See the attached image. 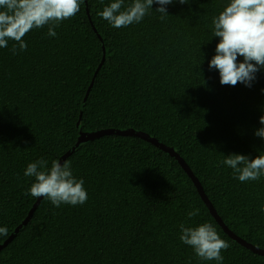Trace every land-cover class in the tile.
<instances>
[{
    "label": "trees",
    "instance_id": "1",
    "mask_svg": "<svg viewBox=\"0 0 264 264\" xmlns=\"http://www.w3.org/2000/svg\"><path fill=\"white\" fill-rule=\"evenodd\" d=\"M111 2L83 0L55 37L48 26L28 32L18 55L14 41L0 48V227L7 228L0 245L37 200L25 195L34 182L27 165L43 158L50 167L76 145L83 106V133L132 129L175 148L229 229L264 250V177L241 183L221 163L264 153L254 135L264 115V69L251 88L222 86L209 70L219 43L212 20L230 0H176L163 20L153 4L139 24L119 29L97 15ZM66 160L85 182L86 203L57 208L43 198L0 250V264H216L180 241L181 223L212 224L230 244L223 264H264L224 232L176 159L155 145L106 135ZM193 208L200 214L189 219Z\"/></svg>",
    "mask_w": 264,
    "mask_h": 264
},
{
    "label": "clouds",
    "instance_id": "2",
    "mask_svg": "<svg viewBox=\"0 0 264 264\" xmlns=\"http://www.w3.org/2000/svg\"><path fill=\"white\" fill-rule=\"evenodd\" d=\"M103 2V0H101ZM176 0H132L124 6L125 0H114L97 13L113 28L119 29L139 24L152 11L153 4L159 5L155 12L163 20L167 18L168 5ZM83 0H0V48L8 47L14 41L11 52L18 55L27 50L23 37L33 29L48 26L47 35L55 37V29L74 17ZM181 5L188 0H178ZM213 37L219 38L215 55L209 62V70H217L222 86H236L238 83L251 88L256 73L264 69V0H230L218 16L212 20ZM242 57V62H238ZM264 92V90H262ZM264 111V109H262ZM254 135L264 140V115L259 117ZM232 169L233 178L241 183L258 181L264 177V153L254 159L242 154H230L221 162ZM24 175L33 177L34 182L25 192L35 198L43 197L59 208L64 205H83L88 199L84 180L77 179L72 172L71 162L43 158L29 163ZM264 213V202L260 204ZM200 210L193 208L187 213L189 219L198 216ZM180 241L190 246L196 257L202 261H215L223 264L222 250L230 244L222 239L210 223L196 227L179 225ZM0 235H7V228L0 227Z\"/></svg>",
    "mask_w": 264,
    "mask_h": 264
},
{
    "label": "water",
    "instance_id": "3",
    "mask_svg": "<svg viewBox=\"0 0 264 264\" xmlns=\"http://www.w3.org/2000/svg\"><path fill=\"white\" fill-rule=\"evenodd\" d=\"M88 14H89V12H88ZM93 28H94V26H93ZM94 30H95V28H94ZM105 59H106V50L103 47V58H102V61H101L100 65L98 66V68L96 70V73H95V75L93 77V80L91 82L89 90L93 86L94 80H95L98 72L102 68V66H103V64L105 62ZM88 93H89V91L87 92V94ZM82 111H83V106L81 108L80 118H79V121H78V124H77L78 128H79V132H80V136H79L78 142L76 143V145L72 149H70L64 156H62L60 158L59 161L61 162V164L64 163V161L78 148V146H80V144H82V143H84L86 141H90V140H93V139H96V138H99V137H102V136H106V135L133 136V137L141 138V139L147 141L148 143H151V144L155 145L157 148L161 149L162 151H164L165 153L170 155L172 158L176 159V161L179 163V165L182 167V169L186 172V174L189 176V178L193 181L195 187L197 188V191H198L199 195L201 196V198L204 201L205 205L208 207L211 215L214 217L216 222L220 225V227L224 230V232L231 239L237 241L239 244L243 245L245 248L251 250L252 252L264 256V250L259 249V248L255 247V246H253L252 244L246 242L245 240L241 239L240 237H238L224 223V221L218 215L216 209L214 208V206L212 205V203L209 201L208 197L206 196L201 183L196 178V176L193 174V172L191 171V169L187 165V163L184 161V159L175 150V148L166 146L165 144L161 143L156 138L151 137L150 135H148V134H146L144 132H137V131L132 130V129H125V130L105 129V130H99V131L92 132V133H83L82 130H81ZM42 200H43V197L37 198V200L34 203L33 207L29 211L26 219L16 228V230L9 236V238L0 245V250H2L7 245H9L14 240V238L17 236L19 231L28 224V222L32 218L34 212L36 211V209L38 208V206L40 205Z\"/></svg>",
    "mask_w": 264,
    "mask_h": 264
}]
</instances>
